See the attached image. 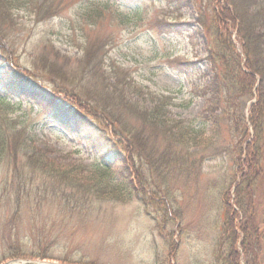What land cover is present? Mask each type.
I'll list each match as a JSON object with an SVG mask.
<instances>
[{"label": "rangeland", "instance_id": "rangeland-1", "mask_svg": "<svg viewBox=\"0 0 264 264\" xmlns=\"http://www.w3.org/2000/svg\"><path fill=\"white\" fill-rule=\"evenodd\" d=\"M42 1L36 0L37 5ZM50 1L61 2L58 14L37 21V12L19 10L14 32L0 37V97L15 103L9 109L0 106V113L15 122V131L24 135L27 146L43 149L53 161L90 162L89 138L51 120L42 107L27 105L26 98L11 93L13 88L3 79L6 69H14L36 74L42 78L40 84L50 87L42 65L49 70L62 64L73 72L77 68L74 56H81L87 41L98 37L108 43L107 53L103 51L105 67L112 63L124 68L138 85L172 97L170 118L188 120L201 111L205 100L192 87L203 84L208 78L204 73H210L204 59L208 35L197 24V7L206 0H109V8L100 16L77 0ZM206 16L211 24L212 13ZM52 49L71 60L56 59ZM41 58L46 60L42 65ZM80 83L99 92L100 82ZM210 135L207 129L198 133L190 147L199 151L194 155L195 167L172 163L170 172L162 175L145 168L153 181L167 188L169 201L131 196L95 199L60 210L54 199L35 190L37 179L22 166V155L17 165L0 161V264L17 259L57 264H218L217 251L224 249L217 246L224 217L222 194L228 187L233 193L235 172L231 153L220 149L210 157L204 152ZM227 142L232 145L231 140ZM19 183L24 189L17 200ZM252 198L264 229V179L257 181ZM260 260L264 264V239Z\"/></svg>", "mask_w": 264, "mask_h": 264}, {"label": "trees", "instance_id": "trees-1", "mask_svg": "<svg viewBox=\"0 0 264 264\" xmlns=\"http://www.w3.org/2000/svg\"><path fill=\"white\" fill-rule=\"evenodd\" d=\"M77 1L95 16L109 8V0ZM60 8V1L53 5L43 0L37 5L36 0H0V37L14 32L19 10L37 12L38 21L58 14ZM197 8V24L208 35L204 59L210 73H204L208 78L203 84L192 87L193 93L205 100L196 116L188 120L170 118L169 94L138 85L124 73L127 70L117 65L105 67L108 43L98 37L87 41L81 56H74L72 62L77 68L73 72L62 64L47 70L42 65L46 60L39 59L50 87L40 84L42 78L27 71L24 74L6 69L3 79L13 88L11 93L26 98L27 105L42 107L51 120L89 138L90 162L47 159L43 149L27 146L24 135L15 131V122L1 113L0 161L17 165L22 155V166L37 179L35 190L41 189L45 198L54 199L60 210L95 199L122 200L131 196L169 201L167 188L153 181L145 168L162 175L170 172L172 163L188 162L195 167L198 160L194 155L199 151H190V147L195 145L197 134L207 129L211 135L204 152L208 151L210 157L217 156L220 149L231 153L235 172L233 193L228 187L222 194L224 217L217 246L224 249L217 251V263L262 264L264 229L258 223L252 195L257 181L264 179V0H206ZM208 11L213 16L211 24L206 22ZM52 52L58 60H71L57 50ZM82 80L87 85L100 82L99 92L81 85ZM14 105L0 97L2 108ZM227 140L232 145H227ZM16 187L17 197L24 184Z\"/></svg>", "mask_w": 264, "mask_h": 264}, {"label": "water", "instance_id": "water-1", "mask_svg": "<svg viewBox=\"0 0 264 264\" xmlns=\"http://www.w3.org/2000/svg\"><path fill=\"white\" fill-rule=\"evenodd\" d=\"M12 262H7L5 264H11ZM21 264H32V263H35V262H31V261H21L20 262Z\"/></svg>", "mask_w": 264, "mask_h": 264}, {"label": "bare ground", "instance_id": "bare-ground-1", "mask_svg": "<svg viewBox=\"0 0 264 264\" xmlns=\"http://www.w3.org/2000/svg\"><path fill=\"white\" fill-rule=\"evenodd\" d=\"M39 264H57V263H55V262H47V261H44V262H38Z\"/></svg>", "mask_w": 264, "mask_h": 264}]
</instances>
